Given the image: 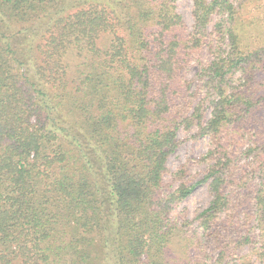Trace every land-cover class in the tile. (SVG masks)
Returning a JSON list of instances; mask_svg holds the SVG:
<instances>
[{
  "label": "trees",
  "instance_id": "16d2710c",
  "mask_svg": "<svg viewBox=\"0 0 264 264\" xmlns=\"http://www.w3.org/2000/svg\"><path fill=\"white\" fill-rule=\"evenodd\" d=\"M175 2L0 0V264H264V0Z\"/></svg>",
  "mask_w": 264,
  "mask_h": 264
},
{
  "label": "rangeland",
  "instance_id": "374dc122",
  "mask_svg": "<svg viewBox=\"0 0 264 264\" xmlns=\"http://www.w3.org/2000/svg\"><path fill=\"white\" fill-rule=\"evenodd\" d=\"M177 12L181 15L186 27L190 30L193 24L192 20V2L191 0H176ZM209 30V29H208ZM196 68L190 67L189 77L195 75ZM195 85V84H194ZM208 111V110H207ZM178 138L181 144L176 151L168 158V167L171 171H176L181 166L186 165L187 177L190 184H195L202 180L206 165L199 162V158L208 150V140L205 137L195 138L193 131H180ZM176 184H174L175 186ZM190 196L181 201L174 209L173 215L185 213L189 221H194L198 211L206 208L209 203V195L204 183H197Z\"/></svg>",
  "mask_w": 264,
  "mask_h": 264
}]
</instances>
